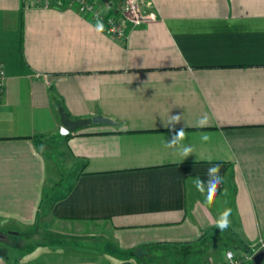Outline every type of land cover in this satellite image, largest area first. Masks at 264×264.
I'll return each mask as SVG.
<instances>
[{
	"label": "crops",
	"instance_id": "obj_1",
	"mask_svg": "<svg viewBox=\"0 0 264 264\" xmlns=\"http://www.w3.org/2000/svg\"><path fill=\"white\" fill-rule=\"evenodd\" d=\"M141 4L158 20L118 41L66 2L25 9L0 0V230L99 229L112 256L187 251L231 208L230 232L243 247L235 252L250 253L264 242V0ZM61 107L72 120L115 125L64 136ZM204 114L209 126L199 128ZM173 115L193 148L185 159L165 147ZM55 138L74 175L57 195L61 167L47 151ZM215 163L224 183L208 206L192 181ZM44 249L26 264H117L98 249Z\"/></svg>",
	"mask_w": 264,
	"mask_h": 264
},
{
	"label": "rangeland",
	"instance_id": "obj_2",
	"mask_svg": "<svg viewBox=\"0 0 264 264\" xmlns=\"http://www.w3.org/2000/svg\"><path fill=\"white\" fill-rule=\"evenodd\" d=\"M138 3L140 8L146 13H155L157 15L156 12L145 8L144 5L141 4V0H138ZM62 144V141H58L57 138H55V140H52V143H50V148H47V151L50 149L51 153L54 151L52 157L54 155L55 162H59L61 167L62 177L59 175L58 180L55 182L63 184V186L58 188L57 192H55L56 195L63 192L74 180V175L70 174L72 159H70L71 157L68 154H63L65 150ZM48 155L50 157V154ZM82 228L80 229L78 227L76 230L74 229L73 231L67 232V234H63V232H58L59 230L55 231L52 225L46 227L42 223L39 230L38 228L32 231L13 230L15 231L13 233H17V235H10L8 229H2L0 230V248L6 249L9 253L8 257L17 264H21L22 258L36 253L38 249H44V247L47 248V246L62 245L104 251L109 253L108 256L112 261H115L114 263L131 261L134 264H225L223 258L226 251L231 252L235 251L236 248L242 247L238 235L231 234L230 228H228L223 232L216 229V231L211 233L209 235L210 237L206 238L202 244L189 247L187 251L182 250V248L178 250L170 247L168 249L159 248L153 251H144V253H137L135 251L130 253H119L117 251L118 253L114 252L112 256L110 248L113 247V243L111 244L109 240L104 239V236L97 235L98 231H100L99 229L92 228L91 230H87L83 228V230ZM1 235H4V237ZM235 245H238V247H235ZM263 245L264 242L258 246L254 245L249 252L253 250L257 251L261 246L263 247ZM261 252H264V250L259 251L257 254Z\"/></svg>",
	"mask_w": 264,
	"mask_h": 264
},
{
	"label": "built area",
	"instance_id": "obj_3",
	"mask_svg": "<svg viewBox=\"0 0 264 264\" xmlns=\"http://www.w3.org/2000/svg\"><path fill=\"white\" fill-rule=\"evenodd\" d=\"M25 9L44 6L45 8L53 7L56 5L62 6L65 2L73 5L83 16H89L97 22V19L103 21L106 33L118 41H127L131 30L157 20L155 13H146L140 8L138 0H22ZM99 3V4H97ZM101 5V8L97 7ZM6 74L4 66L0 63V99L5 84ZM61 134L69 136V133L64 128L61 129ZM263 243V242H262ZM261 243V244H262ZM264 250L263 247L257 251L253 250L252 253L237 254L231 251L233 256L231 259L228 257L230 251H226L224 255L225 264H252L256 254Z\"/></svg>",
	"mask_w": 264,
	"mask_h": 264
},
{
	"label": "clouds",
	"instance_id": "obj_4",
	"mask_svg": "<svg viewBox=\"0 0 264 264\" xmlns=\"http://www.w3.org/2000/svg\"><path fill=\"white\" fill-rule=\"evenodd\" d=\"M95 31L97 33H102L104 31L103 21L97 19L95 25ZM182 120L181 115H173L169 117V120L165 127H168L169 130L173 133L169 139L166 140L165 147L173 149L184 159L189 157L193 153V148L188 145H184L182 141L185 140L186 134L184 128L177 129L175 125L179 124ZM196 126L199 128H206L209 126V117L207 114L201 116L197 122ZM210 139V136L205 134L201 135V140L207 142ZM44 146L41 145V150ZM209 162H211V157H209ZM195 189L204 196V202L211 206L216 199L218 191H220V186L224 183V178L220 174V164H212L211 167L207 169L206 179H202L200 176H196L192 181ZM232 215L231 208H225L216 218L215 227L221 232L226 231L230 227V217ZM47 249H38L36 253L30 254L28 257H24L21 260V264H26V261L29 259H36L40 254L46 253ZM229 259L232 258L233 253L229 252Z\"/></svg>",
	"mask_w": 264,
	"mask_h": 264
},
{
	"label": "water",
	"instance_id": "obj_5",
	"mask_svg": "<svg viewBox=\"0 0 264 264\" xmlns=\"http://www.w3.org/2000/svg\"><path fill=\"white\" fill-rule=\"evenodd\" d=\"M107 1V0H105ZM60 117H61V123L63 125V128L67 130L69 133H75L76 131L87 127L91 124H108V125H115L114 120H111L109 118H105L103 116H97L92 119H80V120H72L69 116V114L61 107L59 109ZM10 235H17V233L10 232ZM3 237V236H2ZM264 262V252H261L257 254L254 258V264H263Z\"/></svg>",
	"mask_w": 264,
	"mask_h": 264
},
{
	"label": "trees",
	"instance_id": "obj_6",
	"mask_svg": "<svg viewBox=\"0 0 264 264\" xmlns=\"http://www.w3.org/2000/svg\"><path fill=\"white\" fill-rule=\"evenodd\" d=\"M71 135V134H70ZM69 135V136H70ZM66 196V195H65ZM65 196H63L62 198H64ZM137 253H139V252H137ZM9 253H8V251L6 250V249H3V248H0V257L1 258H5V259H8L9 257V255H8ZM117 264H134L133 262H131V261H127V262H122V263H117ZM252 264H254V262L252 263Z\"/></svg>",
	"mask_w": 264,
	"mask_h": 264
}]
</instances>
